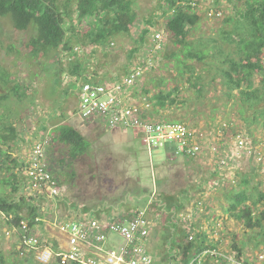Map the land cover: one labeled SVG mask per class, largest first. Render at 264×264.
Instances as JSON below:
<instances>
[{
    "label": "rangeland",
    "instance_id": "1",
    "mask_svg": "<svg viewBox=\"0 0 264 264\" xmlns=\"http://www.w3.org/2000/svg\"><path fill=\"white\" fill-rule=\"evenodd\" d=\"M64 1L66 0H61L62 3ZM198 1L200 11L207 12L210 7H214L223 11L222 17L225 19L242 12L248 0H230L231 2L221 0L218 5L214 0ZM72 7L75 10L77 6L72 5ZM162 7L168 11L164 0H137L135 8L138 18L130 35L112 38L114 43L108 47L88 46L81 49V58L87 60L90 65L88 72L98 84L110 86L112 78L126 77L123 68L129 61L128 55L133 48H140V52L133 61L135 64L137 61L143 63V77L138 81V83L141 82L139 86L134 91H127V95L132 97L135 103H145V96H147L144 93L145 87L151 95H154V92H158L160 88L169 91L178 86V93L174 96L178 101H183L182 105L170 104L166 109L156 106L158 116L154 120H167L188 125L204 136L207 146H217L216 149H224L233 132L235 136H243L249 135V130H252L254 138L257 141L261 140L259 143H264V118H260L257 123L249 126L240 115L241 106L238 101L228 98V89L219 79L212 81L216 68L221 62L217 48L207 50L210 56L209 59L207 58L209 64L200 63L197 60L189 61L196 73L202 77L204 88L201 94L191 88L190 83L185 79V77L189 78V74L185 77L180 75L176 66L177 60L166 58V55L179 50L173 44L172 33L165 30V18L161 16ZM149 18H154L157 24L148 35L147 42L142 45L140 42L142 28L147 27ZM223 18L221 20L205 18L200 23L190 37L194 49L206 50L203 46L207 45L216 47L210 37L217 40V46L221 43L219 38ZM95 22L96 19L88 18L82 23L84 28H88ZM224 28L227 31L232 29L231 26H224ZM32 34V31H17L9 20L0 19V72L2 70L9 72L12 80L19 81L28 89L27 98L19 101L7 89L2 90L1 88L5 86L0 83V94L8 92L10 98L5 104L18 117L22 138L27 140L21 146L16 143H9L8 146L11 147L15 157L23 159L27 151L32 150L35 140L41 135L52 138L55 134L52 131L57 127L68 125L78 129L84 135L89 147L86 154L77 160H69L68 147L57 141L52 143L50 149L53 173L60 181L62 188H65L64 203L73 206L86 204L82 210L87 213L95 215L99 212L96 210L100 208L102 213L109 215L111 205L142 208L147 206V197L154 195V192L157 193L160 202L164 195H171L172 198L181 197L186 202V207L181 212L185 214L189 212V215L179 220L185 225L184 229H187L188 233L193 231L194 234L196 229L200 228L209 231V236L215 241L218 242L221 239L218 248L223 253H234L235 250L231 245L236 237L239 244L245 240L251 241L250 238L256 241L253 238L256 236L255 232L247 230L243 222L227 212L228 191L246 190L250 194H255L258 190H264V163L241 157L236 163L231 162L232 166L229 165L227 168L229 172L223 171L225 177H222L224 180L219 179L220 184L208 185L209 183L205 182L210 179V176L205 163L203 167L198 161L190 164L189 159L177 157L172 159L173 162H169L165 148L160 147L150 153L142 142L140 133L136 131L119 132L105 126L93 125L100 122L99 120H79L76 116L79 97L71 92L76 86L67 74L52 80L51 70L54 66L49 65L51 58L33 57L30 50H27L26 45ZM12 45L14 48H11ZM235 45V43L233 46L225 43L224 52H229ZM254 80L258 86L259 77L255 76ZM234 93L236 94L237 90ZM151 107L153 109L152 102ZM263 107L264 105H261V108ZM254 114L255 109L246 108L245 118L251 119ZM42 123L47 125L46 132H38ZM227 125L232 128V131L230 130L231 132L229 131L226 136L218 135V140L221 139V142L217 141L216 129L221 126L225 128ZM210 150L211 156L205 160L209 163L210 159L214 162L212 159L214 150L213 148ZM59 158H65L66 164H61ZM171 169L174 173H170ZM193 176L199 177L204 187L201 190H198L197 186L193 187L189 198L188 189L185 193L184 190L191 184ZM228 180H234V182L228 183ZM247 180L249 182L245 183ZM200 192L208 199L200 200L203 205L195 201L196 195ZM157 197L154 196L155 199ZM61 205L63 208L66 207L62 202ZM154 206L152 210H155L156 214L151 215V218L156 229L151 238L155 246L160 241L157 229H162L168 219L165 220V217L159 214V210L157 212V205ZM62 212L58 211L56 217H64L65 214ZM4 219L0 217V250L9 256L13 246L11 237L4 236L8 227ZM217 230L219 234L215 233ZM254 241L251 242L254 243ZM263 250L261 248L255 254ZM154 254L158 255V253Z\"/></svg>",
    "mask_w": 264,
    "mask_h": 264
},
{
    "label": "trees",
    "instance_id": "2",
    "mask_svg": "<svg viewBox=\"0 0 264 264\" xmlns=\"http://www.w3.org/2000/svg\"><path fill=\"white\" fill-rule=\"evenodd\" d=\"M214 1L218 5L221 0ZM136 2L137 0H66L63 3L61 0H0V19L9 20L17 31H32L33 34L26 45L27 50H30L33 57L51 58L49 65L54 66L51 70L53 81L62 74H67V77L71 78L73 84L77 86L82 82L96 83L88 72L90 67L88 61L80 56L81 49L88 46L108 47L114 43L112 38L130 35L138 18ZM164 2L168 6V11L162 7L161 16L165 18V30L172 33L173 44L179 50L166 55V58L177 60L176 66L180 75L185 77L189 74V78L185 77V79L190 83V87L198 94H201L204 88L202 77L196 73L189 61L197 60L200 63L209 64L207 60L210 56L207 50L217 48L221 62L216 68L212 81L219 79L228 89V98L238 101L241 106L240 115L249 126L257 123L260 118H264V107L261 108V105H264V0H248L244 10L238 15L225 19L222 17L223 26L219 38L221 43L217 46V40L210 37L216 47L203 46L206 50L194 49L190 37L205 18L216 20L222 18H210L205 11L198 10V0H164ZM193 3H196L197 9ZM72 5L77 6L75 10L72 9ZM88 18H94L96 22L84 28L82 22ZM156 24L154 18L147 20V27L142 28L141 32L142 45L147 42L148 35ZM224 26H231L232 29L227 31ZM225 43L231 46L234 43L236 45L225 53L223 49ZM11 48L14 46L12 45ZM139 52L140 48L137 47L130 51L129 61L123 68L126 76L137 63H141L137 61L135 64L133 61ZM47 75L49 76V73ZM255 76L259 77L258 86L254 80ZM124 79V77H114L111 80L112 85L122 83ZM0 83L5 86L1 88L2 90L7 89L19 101L27 98L26 85L12 80L9 72L4 70L0 72ZM178 89V86L169 91L160 88L158 92L155 91L154 95H151L145 87L144 93L147 95L145 99L153 103L152 114L151 111L146 112L145 117L154 119L158 116L157 107L166 109L170 104L182 105L183 101H178L174 96L178 93ZM8 92L0 94V217L5 216L4 220L11 229H17L21 220L28 221L30 226L34 227L36 219L43 217L44 204L51 207L55 201L47 199L46 196H30L28 191L25 192L29 181L26 172L27 164L25 160L12 154L8 144L16 143L21 146L27 140L22 138L18 117L5 104L10 98ZM246 108L255 109L251 119L245 118ZM219 129L223 131L224 136L230 130L232 131L229 125L228 128L221 126ZM46 130L47 125L42 123L38 132H46ZM52 133L54 134L51 138L52 142L57 141L68 147L69 160H77L88 150L89 143L86 138L74 127L63 125L54 129ZM233 134L231 137H236ZM42 136L50 138L48 135ZM249 137L255 144L261 142L254 138L252 130H249ZM59 161L63 165L66 164L65 158ZM248 182L247 180L245 183ZM228 193L227 212L243 222L247 230L255 232L256 236L253 238L256 241L250 238L254 243L245 240L239 244L236 237L231 245L235 250L234 253H223L218 248L221 239L218 242L215 241L209 236V231L200 228L196 229L193 240H189L188 230L180 229L175 223L176 219L171 218V224L163 227L167 229L166 237L169 241L165 239L163 242L166 249L156 264H167L170 261L190 264L197 258L199 260L194 264H231L229 258L243 264H255L258 260L255 253L264 248V190H258L255 194H250L246 190L236 192L229 190ZM62 201H64L63 198L58 199V202ZM72 207L76 209L77 206L72 205ZM162 212L168 215V209H159V213ZM215 233L219 234L218 230ZM11 240L13 249L9 256L0 250V264H41L31 254L20 257L17 233ZM213 251L216 253L213 254ZM148 252L151 254L149 249ZM204 252L208 253L203 255ZM200 255L203 257L199 258Z\"/></svg>",
    "mask_w": 264,
    "mask_h": 264
},
{
    "label": "built area",
    "instance_id": "3",
    "mask_svg": "<svg viewBox=\"0 0 264 264\" xmlns=\"http://www.w3.org/2000/svg\"><path fill=\"white\" fill-rule=\"evenodd\" d=\"M193 6L196 7V3ZM207 16L222 18L223 13L210 8ZM142 69L143 63L137 64L124 81L116 85L79 83V116L86 121H103L112 130L136 131L149 151L163 147L180 157L197 158L206 145L203 135L183 123L145 117V113L152 110L148 101L136 104L124 101L126 92L133 91L141 83L138 81L143 77ZM216 130L217 141L221 142L218 135L222 137L223 131L219 128ZM52 143V139L46 137L36 140L32 146L26 161L29 178L26 192L30 196H46L55 203L51 207L44 204L43 217L36 219L34 227L28 221L21 220L17 229L7 227L4 232L5 237L11 238L17 233L20 257L31 254L41 264H156L157 260L148 252L150 236L155 227L148 207L132 213L130 217L109 214L98 218L79 207L69 210L64 217H56L61 211L58 199L63 198V191L51 166ZM216 147L209 146L216 152V167L221 171L227 172L229 165L232 166L241 157L264 163V143L255 144L249 135L229 137L224 149L218 150ZM231 182L234 180H228V183ZM150 205H153V199ZM193 238L194 232L190 231L189 240ZM257 258L255 264H264V250L257 253ZM198 260L194 259L190 264ZM229 260L231 264H243L233 258ZM167 264L178 263L170 261Z\"/></svg>",
    "mask_w": 264,
    "mask_h": 264
},
{
    "label": "crops",
    "instance_id": "4",
    "mask_svg": "<svg viewBox=\"0 0 264 264\" xmlns=\"http://www.w3.org/2000/svg\"><path fill=\"white\" fill-rule=\"evenodd\" d=\"M109 80H111V79H109ZM111 85H112V82H111ZM73 90H75L74 93L78 97V89H77V86H76V89H73ZM71 92H73V91H71ZM124 101L126 103H128V104L129 103L130 104H136L132 100V97H129L127 95V93L124 95ZM78 102H79V100H78ZM76 116L79 118V120L80 119L82 120V118L78 114V107H77V111H76ZM93 125L105 126L107 128L105 122H103V121L97 122L96 124L93 123ZM116 130L119 131V132H126V131H128V132L131 131L132 132L133 131V130H125V129H116ZM116 130H114V131H116ZM136 135H138V134H136ZM40 138H43V136L41 135ZM206 146L207 145H205V147ZM205 147H204V150H203L202 154H200L197 158L180 157L176 153H173L171 151L169 153L167 150L166 151H167V154H168L169 162H173L172 159L174 157H177V158H186V159H189L190 160V162H189L190 164H193L194 161H198L199 164L202 165L203 167H204V163H205L207 165V168L209 169L208 171H209V176H210V179H208L205 183H209L208 185H216L217 183L220 184L221 181L219 179L222 180L223 179L222 176L225 177V175H224V173H221V170L218 167H216V163H217V160H216V157H215L216 152H214V155H213V158H212L214 160V162L211 159L209 160L210 163L209 162H206L205 161L206 158H208L209 156H211V154H209L210 153L209 151H211V150H210L209 146H207L206 148ZM221 149H218V150H221ZM29 151H30V149L27 151V154L23 158L24 160L26 159V157H27V159L29 158V154L31 152V151L30 152ZM151 152H153V151H150V153ZM27 159H26V161H27ZM26 161H25V163H26ZM183 162L181 163L182 165H183ZM172 169H171V172L170 173H174V171ZM191 179H192L190 181L191 184L189 186L185 187V190H184V193H185L186 190L188 189L187 190L188 191L187 192V196L189 195L188 196L189 198H190V195L193 192V187L197 186V189L198 190H201V188L204 187V185H203V183H202V181H201V179L199 177L193 176ZM61 188H62V186H61ZM62 190H63V192H65L64 191L65 188L64 189L62 188ZM154 196L157 197V193L154 192V195L152 194L151 197L148 196L147 197L148 198L147 206L146 207L144 206L142 208H136V207L128 206V205L127 206L121 205V206L114 207V206L111 205V208L109 209L110 210V214H116V215H119L120 217H130L132 215V213H134V212H136V211H138L140 209H146L148 207L149 209H151V215H155L156 214L155 213V210H152V208L155 207L154 205H157V207H158L157 208V212H158L159 209H168V215L165 214V212H162L161 213V215H163L164 217L166 215V220L168 219L166 221L167 223L166 222L164 223V226H166L167 224H171V222H170L171 218L173 220L175 218L176 219L175 220V223H177V225L179 226V228L183 230L185 228V225L182 222H180L179 220L183 216H188L189 215V212H186V214H185V212H181L182 209L186 207L185 200L181 199V197L172 198L171 195L170 196L164 195V198L165 199L164 198H161L162 201L160 202L159 199H158V197L155 199ZM152 199H153V205H150V201ZM196 200H197V203H199V205H203V203L200 202V200L206 201L208 199H207V197H205V196L202 195V192H200V193H198V195H196L195 201ZM103 203L106 205L105 202H103ZM62 204L66 206L65 208H63L62 205L60 204V210L63 211L62 213H64V214H68L69 210H71V209L72 210H75V208L72 207V204H68V203H64V202H62ZM77 205L78 206L76 208L79 207V208H82V209L86 206V204H77ZM98 205H100V204H98ZM98 210H99V212L94 215L95 217H98L99 218L101 216H105V217L107 216L105 213H102V210L100 208H98L96 211H98ZM155 229L156 228L154 227V229L152 231V234H153V232H154ZM182 230H181V233H182ZM157 232H158V236H159L160 241L158 242V244H156L154 246V241L151 238L152 237V234H151L150 240H149L150 242H149V245H148V249L151 252V254L154 257V259L160 260L162 258V256H163V254H164V243L163 242L165 241V239L168 240V241H169V239H168V237H166V234H167V229L166 228L165 229H163V228L162 229H157ZM108 247H111V245H108ZM153 252L154 253H158V255H155Z\"/></svg>",
    "mask_w": 264,
    "mask_h": 264
},
{
    "label": "clouds",
    "instance_id": "5",
    "mask_svg": "<svg viewBox=\"0 0 264 264\" xmlns=\"http://www.w3.org/2000/svg\"><path fill=\"white\" fill-rule=\"evenodd\" d=\"M210 8H214V7H210ZM195 9H197V6L195 7ZM214 9H216V8H214ZM198 10H200V9H198ZM216 10L221 11L220 9H216ZM221 12L223 13V11H221Z\"/></svg>",
    "mask_w": 264,
    "mask_h": 264
}]
</instances>
